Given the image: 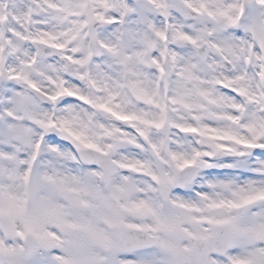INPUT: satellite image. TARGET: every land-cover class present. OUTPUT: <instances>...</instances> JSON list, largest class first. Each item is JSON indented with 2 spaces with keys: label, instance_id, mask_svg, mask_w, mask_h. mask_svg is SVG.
<instances>
[{
  "label": "snow or ice",
  "instance_id": "1",
  "mask_svg": "<svg viewBox=\"0 0 264 264\" xmlns=\"http://www.w3.org/2000/svg\"><path fill=\"white\" fill-rule=\"evenodd\" d=\"M0 264H264V0H0Z\"/></svg>",
  "mask_w": 264,
  "mask_h": 264
}]
</instances>
